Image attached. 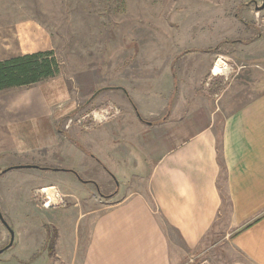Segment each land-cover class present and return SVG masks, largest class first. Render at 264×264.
<instances>
[{
	"label": "crops",
	"instance_id": "crops-1",
	"mask_svg": "<svg viewBox=\"0 0 264 264\" xmlns=\"http://www.w3.org/2000/svg\"><path fill=\"white\" fill-rule=\"evenodd\" d=\"M109 87L121 109L115 118L87 111V121H74L79 105L62 75L0 104V155L74 180L31 189L46 192L40 209L48 217L37 233L31 223L26 233L14 227L11 247L27 235L29 248L5 264H183L226 215L225 240L264 264V93L226 115L217 132L211 118L199 125L176 107L155 111L137 98L134 106L126 87ZM66 149L78 154L69 165Z\"/></svg>",
	"mask_w": 264,
	"mask_h": 264
},
{
	"label": "rangeland",
	"instance_id": "rangeland-1",
	"mask_svg": "<svg viewBox=\"0 0 264 264\" xmlns=\"http://www.w3.org/2000/svg\"><path fill=\"white\" fill-rule=\"evenodd\" d=\"M36 52L57 60L79 105L74 121H87V111H97L98 120L118 116L117 98L105 90L124 86L135 105L137 98L155 111L176 107L199 125L211 118L220 132L226 115L264 93V0H0V60ZM24 89L2 91L0 104ZM62 155L67 165L78 157L73 149ZM11 161L13 155H0V248L10 237L1 216L14 233H26L28 223L37 233L48 217L40 209L46 192L30 196L32 188L74 184L63 171H4ZM226 217L208 246L187 252L183 264H252L225 240ZM30 239L0 253V264L7 255L21 258Z\"/></svg>",
	"mask_w": 264,
	"mask_h": 264
},
{
	"label": "trees",
	"instance_id": "trees-1",
	"mask_svg": "<svg viewBox=\"0 0 264 264\" xmlns=\"http://www.w3.org/2000/svg\"><path fill=\"white\" fill-rule=\"evenodd\" d=\"M59 72L58 62L50 52H36L1 59L0 92L49 80L58 76ZM129 99L136 106L130 96ZM55 239L56 237L53 236L49 240L51 254L54 252Z\"/></svg>",
	"mask_w": 264,
	"mask_h": 264
},
{
	"label": "water",
	"instance_id": "water-1",
	"mask_svg": "<svg viewBox=\"0 0 264 264\" xmlns=\"http://www.w3.org/2000/svg\"><path fill=\"white\" fill-rule=\"evenodd\" d=\"M98 92L96 94H98ZM96 94L94 96H92V98H94L96 96ZM32 166L33 165H18V166H12V167L4 170V171H8L9 169H12V168H22V167H32ZM1 220L7 226V228L9 229L10 234H11V238H10V242L6 246H4L3 248H0V253L4 252L6 249H8L9 247H11L13 245V242H14V231H13V229H11V227L9 226V224L3 219L2 216H1Z\"/></svg>",
	"mask_w": 264,
	"mask_h": 264
},
{
	"label": "flooded vegetation",
	"instance_id": "flooded-vegetation-1",
	"mask_svg": "<svg viewBox=\"0 0 264 264\" xmlns=\"http://www.w3.org/2000/svg\"><path fill=\"white\" fill-rule=\"evenodd\" d=\"M112 195H114V194H112Z\"/></svg>",
	"mask_w": 264,
	"mask_h": 264
}]
</instances>
